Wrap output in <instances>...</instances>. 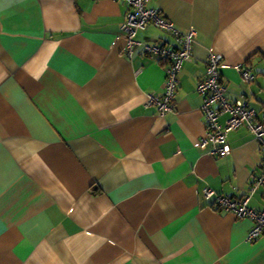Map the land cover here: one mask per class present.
Here are the masks:
<instances>
[{
    "label": "crops",
    "instance_id": "0c3cea01",
    "mask_svg": "<svg viewBox=\"0 0 264 264\" xmlns=\"http://www.w3.org/2000/svg\"><path fill=\"white\" fill-rule=\"evenodd\" d=\"M196 32L173 111L154 25L124 54L117 0H0V264H264V233L203 196L239 198L259 173L258 141L241 125L230 153L205 135L198 82L209 55L229 101L264 122V0H147ZM241 69L254 75L244 82ZM220 117V123L227 120ZM264 207L262 189L249 199Z\"/></svg>",
    "mask_w": 264,
    "mask_h": 264
},
{
    "label": "built area",
    "instance_id": "2783aa9c",
    "mask_svg": "<svg viewBox=\"0 0 264 264\" xmlns=\"http://www.w3.org/2000/svg\"><path fill=\"white\" fill-rule=\"evenodd\" d=\"M125 3L129 11L126 13L121 32L125 39L124 54L131 58L137 42L135 34L138 30L154 25L171 36L168 44L144 45L143 52L153 56L162 63L164 78V93L160 98L150 96L149 102L157 106L158 115L173 111L174 95L178 85V73L184 62L191 58L192 44L196 37L194 29H179L173 22L166 19L157 9L147 6V0H117ZM221 56L209 55L206 63V74L197 84V92L203 96L201 111L205 124V135L198 145L201 149H209L216 157H226L230 153L227 145V134L243 125L249 129L258 141L261 154L259 173L253 175L246 193L239 198L221 196L209 187L203 189V196L211 199L214 206L232 213L237 219H249L253 226L247 233L249 243L256 241L264 233V207L254 210L248 206L249 199L258 188L262 189L264 200V122L257 118V112L243 101L231 102L226 97V89L220 81L218 70ZM240 75L246 83L254 80V75L248 69H241ZM227 115V120L220 123V117Z\"/></svg>",
    "mask_w": 264,
    "mask_h": 264
}]
</instances>
